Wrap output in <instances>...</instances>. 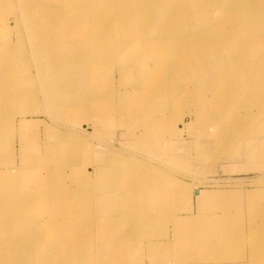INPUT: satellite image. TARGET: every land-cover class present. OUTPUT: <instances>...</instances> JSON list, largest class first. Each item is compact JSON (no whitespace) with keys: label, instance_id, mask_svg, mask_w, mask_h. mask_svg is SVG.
<instances>
[{"label":"rangeland","instance_id":"1","mask_svg":"<svg viewBox=\"0 0 264 264\" xmlns=\"http://www.w3.org/2000/svg\"><path fill=\"white\" fill-rule=\"evenodd\" d=\"M28 1L29 0L25 2H22V0H13L15 10L11 18H20V9L23 4ZM41 1L43 0L39 1L40 4L43 5ZM254 5H257L255 1ZM263 9L262 7L261 11H263ZM45 11L43 10L42 12ZM245 11L246 10H239L236 13L244 15L246 14ZM251 15L253 17L257 16L256 19L264 20V13L256 11V13ZM205 22L206 20L203 21V23ZM28 27L26 22H22L20 26L16 28H19L17 34L12 31L16 36H21L23 39V44L21 42L19 43L20 45L16 44V51L13 52L15 56L12 60H17V62H15L17 63L16 67L18 69L13 73L12 79L14 78V85L17 87L21 88L20 86H24L25 89L22 95L24 96L26 92L28 93L23 100H25L24 102L28 101L21 106L16 104V106L19 107L17 108L15 106V111L12 110L16 115H21V118L18 116L15 117L14 113H12L11 115H7L9 119L4 118L3 123L0 125V133H3V136L0 134V139L2 138V141H0V149L3 148L0 150V165L8 167L7 170H4L3 181L14 183V187H8V189L12 191L16 189L14 179H22L15 192H13V196H24L21 193L37 192L39 193L38 195L45 193V195H41V197H43V199L41 198V202L37 204L30 203V207L41 204L39 205V212L36 207H31L33 210L35 209V213H33V211L30 218H27L33 227L37 222L40 224L38 227H34L39 235H37L38 233L34 234L39 237L40 241L44 242L43 239H40L42 232H39V230H44L40 219H43L45 223H51L53 221L54 223L49 225L50 228H53L55 224L56 228H62L66 232L62 237L63 241L68 240L70 242L68 236L72 234H77L78 239L85 238L82 242L73 241V243H68L67 245L55 242L46 245V250L39 253L42 264L46 262L47 256L54 252H56L57 256L61 259L69 257L72 253L71 244L74 245L77 251L84 252L79 255L78 264H116L120 262L122 264H133L132 259L134 257L128 260L127 256L131 255L137 258L136 256L138 253L136 254L132 250L126 248L123 251L118 244L112 245L114 242H122L124 238L122 234H111L106 238L104 235H101L106 229L105 221L114 220L116 222H127L128 215L126 212H130L131 217L129 216V222L133 225H127L126 230L128 232L127 237L132 240L134 239L132 233L135 228L138 227V224L142 222L143 214L146 213L147 215L153 211V207L156 206V204L158 205L157 209L160 211L162 208H167L166 214H168V217L165 226H159V228L157 226L152 227V232L158 233V236H156V241H159L158 244L166 242L167 244L169 243L168 245H172V247L156 250L157 254L154 258L149 260V264H151V262L163 264V254H165V252H171L169 256L165 257L168 259L165 263L178 262L182 264H195L203 262L205 258L204 255L208 253V251L204 244L207 241L202 240V237H208V239L220 237L218 236L219 231L228 228H230V232L227 234L226 240H224V246V242L222 241L221 245L223 248L219 251L223 255L217 253V256L209 257L207 260L213 263L226 264L233 263L234 259L237 260H234V263L243 261L242 263L246 262L250 264L252 260L257 261V259H255L256 254L259 255V252L264 250V179L260 178L261 180H256L254 178L255 174L253 173L234 177L250 179L238 182L227 180L229 177L225 175H221L218 178L209 176L212 174V161L216 162L222 160L221 158L223 156L231 160L245 158L248 163L245 168L242 167L241 169L223 165L222 169L227 171L226 174L232 173L234 170L240 172L256 171L258 173H264V163L258 161L263 152L262 145L259 143L258 145L250 143L263 142L260 141V139L256 141L257 138L253 136L257 134L259 137L262 131L264 133V121L263 119L258 121L257 127L260 131L256 129H253V131H251V129L247 130V114L237 113L235 115H225L221 113V111L220 114L217 111H211V105L219 106L221 102L228 105V102L226 104L223 101H229L230 98L236 97V100L239 101L237 105H243L244 108L241 109L250 113L252 108L245 105V97L248 94L252 96L254 93L261 95L264 92V81L261 82L259 86L249 85L248 89H245L244 86L246 83L241 71L235 74L233 73L235 77H233L232 80L231 77H229L232 75L229 73V69L232 68V65H234L237 60L230 55V59L225 66L219 65V63L215 61V58H212L206 64L200 63V66L214 67L215 70L209 71L208 74H221L222 72L226 74V77L223 79L218 78V82H216L213 88L212 86L201 83V79L193 76H178V72H172V70H177L174 65L168 66L169 73L165 74L163 79L161 78V75H163L161 71L163 70L157 66L154 70V73L158 74L156 75L158 76L156 82L150 81L148 84H144L150 68L142 70V62H137V57L141 52L138 48L131 49L130 46L127 48L122 47L120 51L123 52L120 57H117V60L113 62V59H115L114 56L112 60L109 61L110 63L107 62L102 65L103 69L101 68L97 73L95 71L96 66L91 61H89L90 63L87 61L84 67L75 65L76 61L74 60L76 59L68 62L64 61L68 55L67 51L71 50L69 43L65 42L61 44L62 46L60 45L58 48L59 51L57 50L56 54L55 52L48 53L43 49H37V45H35L37 44L36 36H31L28 33L30 32V30H28L30 27ZM14 34H12V37ZM260 37L261 33L258 31L245 34L246 44L255 49H264V41H260ZM9 46L10 45L6 44L5 40H2L0 42V52L10 49ZM37 52L40 55H38ZM19 55L21 59H19ZM122 57L123 60H121ZM255 60L256 58H254L252 62ZM258 62L264 63V61L259 59ZM112 63H114V65H112ZM188 64L187 62L185 65L186 70ZM79 67L82 68V70ZM94 71L96 74L95 76L93 75ZM85 73H88V77H86ZM161 79L164 80L163 83ZM50 83L53 87L59 88V91H54L50 88ZM172 86H178L179 91H170L169 89ZM159 88H161L162 91L161 96H159L160 92L158 93L160 98L159 104L155 105V107L153 105L148 106L150 105L151 99L157 97L155 94L157 95ZM219 88L225 89L224 96H220V94L217 93ZM1 89L2 85L0 84V91ZM230 90H232V96L228 97L226 93ZM88 93L93 94V96L95 95L94 100L85 99ZM261 99L260 107L262 106L261 108L264 109V99ZM73 104L78 105V108H71ZM176 104L185 109L183 111L184 116H181V113H178V110L173 107V105ZM20 108L21 110L19 112ZM193 109L195 112H192ZM185 114H189L188 125L184 123L185 120H179L180 118H187L188 116ZM192 114L195 116V121L198 120V116L200 117V130L197 128V123H194L192 120ZM4 117L6 116L4 115ZM118 118H120L119 122L122 124L121 127L125 128L126 132L122 134L121 138L117 139V131L119 128ZM26 119H28V122ZM17 122H19V126ZM23 122L24 124H22ZM42 124L45 125V136L39 132ZM27 127L29 129L28 133L25 132ZM189 128L193 133L194 139L196 138L195 142H201L210 147L204 154V161L206 162L203 167L200 164L197 165L194 163L185 153H180L182 149L179 150L180 152H177V150H173L174 147H171L173 151L171 150L170 153H167L164 145H161L162 142L168 141H174L173 145H175V142L178 143L177 140L185 142L186 139H183L184 133L187 132ZM20 129L22 130L20 131ZM16 130H18V132ZM249 134L250 139L253 137V141L247 140L246 137H249ZM15 135L17 137H15ZM71 135L73 136L71 137ZM6 138L7 141H4ZM42 140L44 142H42ZM96 142H109L111 145H100L95 147L94 143ZM114 142H131V146L126 148L118 147ZM228 142L236 143L233 144V147H228ZM244 142H249V144H245ZM69 143L75 146L72 147ZM123 143H121V145ZM48 148L54 150L50 149V151H46L49 150ZM244 154L247 155L244 156ZM42 155H44V157ZM125 157H127V160ZM26 159L29 160L31 166L35 163V165L37 164L39 166L37 169H41L40 172L32 168L31 172L34 173L31 174H38V176L40 175L41 177L36 179L30 175L26 180V177L22 178L19 177V175H12L10 173L12 171V166H22L21 163L26 161ZM42 159L44 161H42ZM42 162L43 165H41ZM92 167V172H94L95 177L101 178L102 180H99L100 185L98 184L97 187L94 182L91 184L96 191L99 190L103 194L101 196H95V193H76L80 196L77 198L78 200L73 207L81 209L82 212L87 215L86 217L82 216L79 220L91 218L90 207L95 208L94 214L99 218L98 221L94 222L93 228H87L86 230L85 224L79 223V220L72 224L68 223V220H66L67 210H65V217L63 216L61 221H54L52 216L54 210H51L54 206V202L55 206L62 210L60 207L62 205H56L57 202L54 197L58 195V193L65 196L64 194H66V192H70L66 190V182L69 177L67 171H70L72 177L76 178L75 181L81 183L85 181V177L92 176L90 173H87V171H89L88 168ZM110 168L116 171H110ZM135 168L140 169V171L126 174V170L130 169L128 171L130 172ZM118 177H120V179H118ZM40 179H42V182H40L41 186L35 183V181ZM153 179L156 180L154 187H152ZM95 181L97 180L95 179ZM134 186H137V190L139 191L128 190L127 197L121 196V199H124L122 205L120 203L119 188L135 189ZM202 188L213 190L206 192L203 191ZM52 190H55L56 194H53L51 192ZM192 193L196 196V202L199 204L202 199L203 201L205 200L202 196H206V194H209V197L212 196V202H207V204L204 203V206L211 205L212 207L206 206V209L209 208L211 210L221 203L223 205L222 215L207 216V219L200 220L201 223L198 222V216L196 215L191 214L186 217L183 216V208L191 201ZM168 194H171V196H168ZM38 195H34V197ZM104 196H113L114 200L111 202H103V200L98 201L99 197ZM33 200L34 199H32V201ZM145 201L146 203H144ZM133 203L135 205H140L139 207L141 209L138 210L139 207H133ZM102 204L106 211L102 209ZM135 210H137L138 214L134 212ZM37 212L40 215L37 214ZM161 212L164 213L165 211ZM23 213L27 214L28 212L24 211ZM103 214H105V220L101 217ZM217 217L219 218L216 219ZM234 229H237L235 233L233 232ZM85 231H87V235L83 237L82 233ZM29 236L32 238L31 234ZM76 238V235H74V237L71 236V240ZM221 238H223V235H221ZM101 239H103L102 244H104V246L98 252V245L101 244ZM232 243H235V245ZM236 243L238 249L234 248L236 247ZM10 247L13 246L10 245L8 248ZM61 247L63 251L60 250ZM102 251L110 252L112 256L109 257L107 253H101ZM234 251L236 253H233ZM231 254H234V256L230 257ZM239 255V259L241 258L240 260H238ZM187 257H192V259H187ZM231 258H233V260ZM142 259L143 260L139 264L144 263L143 254ZM135 260L136 259H134V261ZM39 263L41 264V262ZM260 264L264 263L260 261Z\"/></svg>","mask_w":264,"mask_h":264},{"label":"bare ground","instance_id":"2","mask_svg":"<svg viewBox=\"0 0 264 264\" xmlns=\"http://www.w3.org/2000/svg\"><path fill=\"white\" fill-rule=\"evenodd\" d=\"M25 1L27 0H22V2ZM39 1L40 0H29L27 3H24L22 8L20 9V18L19 17L11 18L15 10L13 0H0V42L2 40H5L6 44L10 45L9 46L10 49L0 52V71H1L0 84L2 85V89L0 91V125L3 123L4 118L9 119L7 115H11L12 113H14L15 117L18 116V114L16 115L15 112H12L16 104H19V106H21L23 104H26V102L28 101L27 100L26 102H24L25 100H23V98L27 96L28 93L25 91L26 94H24V96L22 95L25 89L24 86H20L21 88L17 87L16 85H14V81H13L14 78L12 79L13 73L18 69L16 67L17 60L15 59L12 60V58H14L15 56L13 55V52L16 51L15 50L17 46L16 44H19L20 42L23 44L22 37L16 36L14 33L17 34V30H19V28L18 29L16 28L19 27L22 22H26L30 27V28L28 27L29 28L28 30H30V32L28 33L31 36H36L37 44L35 45H37V49H43L45 50V52L48 53L55 52L56 54V51L57 50L59 51L58 48L60 47L61 44L65 42L69 43L71 50L67 51L68 55L66 56L64 61L68 62L76 59L74 60L76 61L75 65L81 67H84V64H86L87 61L88 62L91 61L95 64L96 66L95 71L97 73L101 70L102 65L111 61L114 56L115 59H113V62L117 60V57L118 58L120 57V55L123 52L120 51L122 47L127 48L128 46H130L131 49L138 48L141 50L139 56L137 57L138 60L137 62H142V68H143L142 70L144 69L147 70V68H150V70L148 71V75L146 77L147 79L144 82V84H148L150 81L156 82V80L158 79V76L156 75L158 74L154 73V70L156 69L157 66H159L163 70L161 71V74L163 73V75H161V78L163 79V76L169 73L168 66L174 65L177 70H172V72H178L177 73L178 76L180 77L184 75L193 76L195 78L201 79V83L212 86L213 88L216 85V82H218V78L223 79L226 76V74H224V72H222L221 74L219 73H215L213 75L208 74L209 71L215 70L214 67L200 66V63L206 64L212 58H215V61L218 62L219 65L225 66L230 59V55L234 59H236L237 62L234 65H232V68H230L229 70L233 71V73H238L240 71L242 72L243 79L246 83L244 86L245 89H248L249 85L259 86L261 82L264 81V63L257 61L256 62L257 64H255L256 70L250 71L248 69V64L252 62L254 58L264 61V49H255L254 47H252V51H250L251 46H248L246 44V39H245V34H250L258 31L261 33V37L259 40L264 41V20L256 19L257 16L253 17L251 15L253 13H256V11L264 13V9L263 11H261L262 7L264 8V0H43L41 1L43 2V5H41ZM254 1L257 3V5H254ZM43 10L46 11L42 12ZM239 10H246L245 11L246 14L241 15L236 13ZM205 20L206 22L203 23V21ZM12 31H14V33ZM168 33L176 34V35H169ZM12 34H14L13 37ZM252 53L253 55H256V57L252 56ZM38 55L40 54L38 53ZM19 59H21L20 55H19ZM121 60H123V57L121 58ZM187 62L189 64L186 70L185 65ZM112 65H114V63H112ZM80 69L82 70V68ZM95 71L93 72L94 76L96 75ZM85 74L86 77H88V73ZM162 79L161 81L163 83L164 80ZM49 87L52 88L54 91H59V88L53 87L51 83ZM169 90L176 92L179 91V87L172 86L170 87ZM159 92H160L159 96H161L162 95L161 88H159V90L157 91V95L155 94V96L157 97L151 99L150 105L148 106L153 105L155 107V105L159 104L160 102V98L158 96ZM217 93H219L220 96H224L225 89L219 88ZM226 96L228 97L232 96V90L227 92ZM94 98L95 95L93 96V94L88 93L85 99L94 100ZM223 102L227 104L228 101H223ZM234 102L235 104L236 102L237 104L239 103L238 100H235ZM77 106L78 105L73 104L71 105V108H75V107L78 108ZM224 106L226 105L223 104L222 102L219 105V107H224ZM239 107L244 108L243 105H239ZM20 110L21 108L19 109V112ZM4 115L6 117H4ZM26 120L28 122V119ZM24 122L22 124H24ZM17 123L19 126V122ZM21 130L22 129H20V131ZM16 131L18 132V130ZM0 134H2L3 136V133ZM72 136L73 135H71V137ZM15 137L17 136L15 135ZM1 139L0 141H2ZM4 141H7V138ZM48 149L49 150L46 151H50L51 148ZM42 156L44 157V155ZM126 158L127 157H125V159ZM42 161L44 160L42 159ZM21 164L22 166L21 165L17 167L12 166L11 167L12 171L10 173L12 175H19V177L22 178L26 177L27 180L28 177H30V175L34 173L31 172L32 168L33 170L34 169L39 170L37 169L39 166L37 164L35 165V163L34 165L31 166L28 159H26V161H23ZM41 165H43V162ZM7 168L8 167L6 166L0 165V264H40L39 262H41L42 264L39 253H42L44 252V250H46V245H49L50 243L53 242L62 245H67L68 243H73V241L82 242L85 240V238L84 239L76 238L70 240V242L68 240L63 241L62 237L64 236V234H66V232L62 228L60 229L56 228V224L53 226V228H50L49 225L51 223H54L53 221L51 223H45L43 219L42 220L40 219L44 228L43 231L39 230V232H42V236L40 239H43L44 242L40 241L39 237L37 236L39 235V233L34 228V227H38L40 224L36 221L37 224H35V226L33 227L29 223L30 221H28V219L30 218L33 211H34L33 213H35V209L33 210V208L31 207H36V209L39 212V205L41 203L39 205L31 206V207L29 205L31 202L36 204L41 202V198L43 199L41 195L43 196L45 195V193H41L40 195H38L39 193L37 192L21 193L24 196L22 197H19L18 195L13 196V192H15L22 179L21 178L14 179L16 189L10 191L8 187L9 188L14 187V183L3 181L4 170H7ZM129 170H126V174L140 171V169L138 168H135L134 170L128 172ZM110 171H116V170L110 168ZM32 176L36 179L38 177H41L40 175L38 176V174H34ZM118 179H120V177H118ZM40 182H42V179L35 181V183H38L39 186H41ZM134 188L136 190L138 189L137 186H134ZM51 192L53 194H56L55 190H52ZM34 195H38V196L34 197ZM64 195L65 196H62L63 199L55 198V201L57 202L56 205L59 204V206L62 201L65 204L67 209L66 220H68V223L72 224L75 221L81 219L82 216L83 217L87 216L84 212H82L81 209L77 207H73L75 202L78 200L77 198L80 195L76 194V192H69V193L66 192V194ZM169 195L171 196V194H168V196ZM209 196H210L209 194H207L206 196H202L204 197L205 199L204 201H206V203L212 202L213 200V197L212 196L209 197ZM32 199L34 200L32 201ZM101 200H103V202L104 201L111 202L114 200V198L113 196L99 197L98 201ZM204 201L202 199V201H200V205L201 203H204ZM144 203H146V201ZM157 206L158 205L156 204V206L153 207V211L150 212L153 214L150 213H148L147 215L146 213L143 214L142 222L138 224V227L135 228L134 232L132 233L134 239L130 240L127 237L128 236V232L126 230L127 225L130 226L133 225L131 224V222H129L130 221L129 216L131 217L130 212H126L128 215L127 222H123V221L116 222L114 220L105 221L106 222L105 223L106 229L104 231L105 238L110 236L111 234H122L124 237L122 242H114L112 243V245L118 244V246H120V248L123 251L126 248L128 250H132L136 254L137 253L139 254L141 251L143 253L144 247H147L151 251L158 250L161 248L168 249L172 247V245H168L169 243L167 244L166 242L165 243L161 242L162 240L160 241L161 243L158 244L159 241H156V236H158V233L152 232V227L157 226L159 228V226L161 227L163 225L165 226V224L167 223V217H168V214H166L167 208L164 209L162 208L161 211H165L164 213H162L160 210L157 209ZM206 206L212 207L211 205H205V208ZM55 208L56 210H58L57 206H55ZM102 209L106 211V209H104L103 207V204H102ZM94 210L95 208L90 207L91 218L89 219L92 222L90 223V225L86 223L87 224L85 225L86 230L87 228H93L94 222L98 221L99 219L95 216ZM24 211L28 213L24 214L23 213ZM63 211L64 213L62 212L55 213L54 211L52 213L53 220L56 222L61 221L63 216L65 217V210ZM38 212L37 214H39ZM101 217L104 219L105 214H103ZM200 218L202 220L207 219V216L203 215L200 216ZM218 218L219 217H217L216 219ZM198 222H200V220ZM236 230L237 229H234L233 232L235 233ZM229 232H230V228L223 229V231L221 229L218 235L220 237H213L208 239V237L203 236L202 240L207 241L204 244L206 245L205 247L208 253L204 255L205 258L203 259L204 260L203 262L200 263L194 262V263L195 264H226V263H215V262L213 263L208 261L207 259H209V257H215L217 256V253L218 254L220 253L219 251L222 250L221 248H223L225 244L224 240H226L227 234ZM34 233H38V234L36 235ZM30 234L32 238L29 236ZM82 234L86 236L87 231L83 232ZM74 235L77 236V234H72L71 236L74 237ZM221 235H223V238H221ZM103 239H101V244L103 243ZM222 241L224 242L223 246L221 245ZM10 245H12L13 247L8 248ZM233 245H235V243ZM71 247H72V253L70 254L69 257L61 259L57 256L56 252H54L51 255L47 256L46 262H43V264H78V257L81 253L84 252L77 251V249L74 247L73 244H71ZM234 248L238 249L237 243H236V247ZM100 249L101 247L99 246L98 252L100 251ZM60 250L63 251V248L61 247ZM233 253L236 252L234 251ZM232 256H234V254H231L230 257ZM127 257L128 260L134 257L132 259L133 264H139L141 262L139 260L137 263H135L137 260L135 256L130 255ZM239 257L240 255L238 256V260L241 259V258L239 259ZM189 258L187 257V259ZM134 259L136 260L134 261ZM190 259H192V257ZM231 259L233 260V258ZM255 259H257V261L252 260L250 264H260V261L264 263V250H261L259 252V255L256 254ZM234 260L233 263L231 262L229 264H248L246 262L242 263L243 261L240 263H234ZM152 263L158 264L155 262H151V264ZM163 264H182V263L175 262V263H163Z\"/></svg>","mask_w":264,"mask_h":264},{"label":"crops","instance_id":"3","mask_svg":"<svg viewBox=\"0 0 264 264\" xmlns=\"http://www.w3.org/2000/svg\"><path fill=\"white\" fill-rule=\"evenodd\" d=\"M250 51H252V47H251ZM252 56L256 57V55H253V53H252ZM257 61H258V59L256 58V60L254 62H250L248 64V69L250 71L251 70H256L255 69L256 66L254 64H257L256 63ZM238 66H241V65H238ZM238 66H236V67H238ZM230 73L232 75H230L229 77H231V79L233 80V77H235V76H233V71H230ZM236 76H238V75H236ZM261 98L264 99V92L261 95L260 94H257V93H254V95H252V96H249V94H248L245 97V105L248 106L249 108H252V110L250 111V113L249 112L247 113L246 111L242 110L239 107V105H237V102L235 104L234 101L236 100V97L230 98L229 101H228V105H226L224 107H219V106H215V105L212 104L211 105V111L214 110V111H217L218 113H220V111H221V113H224L225 115H235L237 113L238 114L241 113V114H245V115L247 114V116H246V118L248 117V124L246 125V127L248 128L247 130L251 129V131H253V129H256L258 131L259 130L258 127H257L258 126V121L261 120V119H263V121H264V109L261 108L262 106L260 107V99ZM240 101H241V99H240ZM173 107L178 110L177 111L178 113L179 112L181 113L180 114L181 116H184L183 115V111L185 109L183 107H180L177 104L176 105H173ZM192 112H195V110L193 109ZM189 114H185L186 116H188L187 118H185V119L180 118L179 120H183V121L185 120L184 123L186 125H188L189 124V120H188L189 119ZM196 116H198V115H196ZM118 117H120V116H118ZM191 117H192V120L194 121V123L195 122L197 123L198 130H200V117L198 116V120L196 118L197 121H195V116L193 114H192ZM119 121H120V118H118V126H119V128H118V131H117V139L118 138H121L122 134H124L126 132L125 131L126 129L121 127L122 124ZM212 125H214V124H212ZM25 132L26 133L29 132L28 127L26 128V131ZM39 132L42 135L45 136V125L44 124L41 125V128H40V131ZM253 137L257 138L256 141H259V139H260V141H263V142H250V143H253L255 145H258V143H259L260 145H262L263 152H262L261 156L259 157L258 161L261 162V163H264V133L262 131L261 132V135L259 137L257 136V134H256V136H253ZM253 137H251V139H250V134H249V137H246V138H247V140H250V141L252 140L253 141ZM183 139H186V141L185 142H180V140H177L178 143L175 142V145H173V142L174 141H171V142H169V141L168 142H162L161 145H164V147L166 148L167 153H170L173 147H174L173 150H175V151L177 150V152H180L179 150L182 149L180 153H183V154L185 153L188 157H190L192 159V161L194 163H196L197 165L200 164L203 167L204 164H205V162H206V161H204L205 160L204 154L207 152V149L209 150L210 147L209 146H206V144H202L201 142H195L196 138L194 139L193 133L190 131V128L187 130V132L184 133V138ZM43 140H42V142H44ZM45 140H46V137H45ZM97 143L98 142L94 143V146L95 147H98L100 145H102V146H106V145L109 146V144H110L109 142L108 143L107 142H101V143H98V144ZM114 143L117 144L118 147H123V148H126V147L131 146V142H124V143L121 142V143H123L122 145H121L120 142H114ZM133 143H136V142H133ZM139 143H141V142H139ZM217 143H220V142H217ZM228 143H229L228 144V147H233V144H235L236 142H228ZM244 143L245 144H249V142H244ZM246 155L247 154H244V156H246ZM227 158L228 157L223 156L221 158L222 160H219V161H216V162L215 161H212V174L209 177L218 178L221 175H225V176L229 177L227 180H232L233 182H238V181H241V180H250V179L249 178H242V177H237V178H234V177L240 176V175H243V174L244 175H246V174L247 175H250L251 173H253V174H255L254 178L256 180L257 179H260V178L261 179H264V173H258L256 171H253V172L252 171L251 172L250 171L249 172L241 171L240 172V171L234 170V172L226 174L227 171H225V170L222 169V166L223 165L224 166L236 167L237 169H241L242 167L245 168L246 167V164H248L245 158L244 159H238V160H231V159H227ZM88 169H89V171H87V173H90L92 176L85 177L84 178L85 181H83L81 183L75 181L76 178L75 177H72V174H70V171H67L69 177H68V180L66 182V184H67L66 190H68L70 192H76V193H82V194L83 193H86V194H94L95 193V196H101L103 193L101 191H99V190L96 191L93 188V186H92L91 183L94 182V184L97 187V185L99 184V180H102V179L95 177L94 172H92L93 167L92 168H88ZM95 179L97 181H95ZM187 180H189V179H187ZM155 181L156 180L153 179V185H152V187L155 186ZM63 190H64V188H63ZM119 190L121 192V193L119 192V194H120V203L122 205H123V200L124 199H121V196L127 197L128 196V190L139 191V190L124 188V187H120ZM202 190L207 192V191H211L213 189L202 188ZM219 190H221V189H219ZM220 197H222V196H220ZM54 198L63 199V197H62L61 194L56 195ZM204 203L207 204L206 201H204ZM204 203H202L201 206H200V204L196 202V196H194V194L192 193V199H191V201L188 204H186V206H184V208H183V211H184V215L183 216L186 217L188 215L193 214V215L198 216V219L197 220H201L200 216H203V215H206V216H210V215H219V216H221L222 215V204L221 203H219L214 209H211V210L209 208L206 209L205 206H203ZM61 205L62 206H60V207L62 208V210L61 209L56 210V208H55V202H54V206L52 207V210H54L55 213L56 212H62V213H64L63 210H67V209H66V206L63 203V201L61 202ZM139 206L140 205H135L133 203V207L137 208ZM140 209L141 208L139 207L138 210H140ZM134 212L136 214H138L137 210H135ZM78 222L81 223V224H85V225L88 224V225H90V223L92 221L90 219H82V220H79ZM102 233L103 234H101V235H104L105 234L104 232H102ZM82 236L85 237V235H82ZM68 237L71 240V236H68ZM76 237L78 238V235ZM99 246L102 248L104 246V244H99L98 247ZM147 249H148L147 247H144L143 253L141 251L137 255V258H136L137 260H136L135 263H137L139 260L140 261L143 260L142 259V254L144 255V263L143 264H149V262H150L149 260H151L152 258L155 257V255L157 254V251L156 250L151 251L149 249H148L149 250L148 251ZM101 253H107L109 255V257L112 256V254H110V252H104V251H102ZM170 254H171V252H168V253L165 252V254H163L164 255L163 262L164 263L168 260L165 257L169 256ZM116 264H122V263L120 262V263H116Z\"/></svg>","mask_w":264,"mask_h":264}]
</instances>
